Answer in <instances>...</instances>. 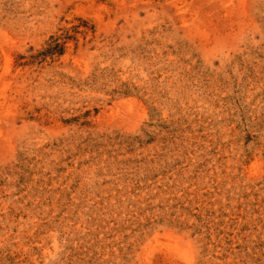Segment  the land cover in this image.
Instances as JSON below:
<instances>
[{"label": "rangeland", "instance_id": "374dc122", "mask_svg": "<svg viewBox=\"0 0 264 264\" xmlns=\"http://www.w3.org/2000/svg\"><path fill=\"white\" fill-rule=\"evenodd\" d=\"M0 264H264V0H0Z\"/></svg>", "mask_w": 264, "mask_h": 264}]
</instances>
